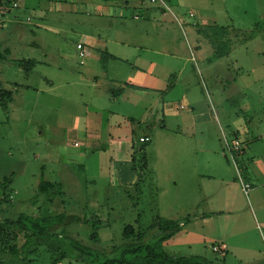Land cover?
<instances>
[{
	"label": "rangeland",
	"instance_id": "374dc122",
	"mask_svg": "<svg viewBox=\"0 0 264 264\" xmlns=\"http://www.w3.org/2000/svg\"><path fill=\"white\" fill-rule=\"evenodd\" d=\"M164 1L178 20L169 11L162 15L158 5L145 10L147 5L154 6L148 1L140 8L138 19L132 17L137 10L125 7L124 2L113 4L108 13L102 8L94 9L102 0L91 5L68 3L71 7H65V0H13L17 6H7L0 27V52L8 49L11 59H33L36 64L26 73L0 59V80L5 88L13 90L7 108L0 106V194L6 197L0 206V216L22 212L34 216L63 213L97 218L108 225L98 229L96 241L90 239L93 229L89 224L71 223L64 230L68 236L102 253H108L111 245L124 240L122 232L126 225L139 227L145 235H151L150 226L158 217L182 220L181 232L164 244L168 254H197L222 264H264V207L258 208L253 199L259 187L256 181L248 195L241 189L240 179L236 182L239 205L256 214V219L252 216L254 228L239 237L234 222L230 223L234 218L231 214L197 220L196 215L202 213L209 200L198 197L193 201L198 194L196 183L189 185L182 181L183 177L171 175L174 169L167 159H176V152L169 144L170 139L166 142L160 132L164 123L155 114H150L145 124H132L134 143L129 149L138 172L144 153L147 160L139 192L132 184H123L119 175H110L109 150H103L102 146L96 152L83 148L81 137H74L71 130L73 116L85 114V103L93 96L90 90L96 91L91 86L96 81L94 77L111 101L96 99L93 105L135 116L141 114L140 105L133 106L118 95L112 96L111 88L117 90L123 82L121 69L129 66L120 60H107L103 67L96 58L94 67L85 76L89 82L82 81L80 74L85 66L78 62L76 42L89 37L84 38V43L97 55L104 51L103 44L109 51L116 50L111 41L118 38L119 32L166 30L175 38L182 55L190 58L187 69L201 107L195 110L217 112L226 128L223 137L216 128L209 138L216 152L228 154L224 138L233 136L232 131H227L228 126L232 127L230 130H241V124L243 128L254 125L264 131V0ZM145 42L149 41L141 44ZM172 95L177 98L178 93ZM166 124L175 123L167 120ZM140 133L151 138L143 151L139 150ZM101 137L102 141L107 138L106 130H101ZM178 139L182 141L183 137ZM257 145L263 147L259 155L264 158V140ZM212 150L208 155L217 157ZM178 151L181 153L180 148ZM246 151L251 154L249 148ZM228 160L232 168L237 165L241 170L239 162ZM42 182H50L52 186L39 190ZM190 232L193 235L189 245H172ZM221 242L226 245L224 254L211 248ZM51 256L45 246H39L30 257L34 264H51L54 260ZM12 263L17 264L18 258ZM54 264L87 263L75 260L69 253Z\"/></svg>",
	"mask_w": 264,
	"mask_h": 264
},
{
	"label": "crops",
	"instance_id": "0c3cea01",
	"mask_svg": "<svg viewBox=\"0 0 264 264\" xmlns=\"http://www.w3.org/2000/svg\"><path fill=\"white\" fill-rule=\"evenodd\" d=\"M65 1L67 4L65 7H71L68 3L72 5L74 2H87L91 5L95 0ZM123 2L125 7L128 6L137 10L135 13L132 12L134 19L140 17L142 12L140 8L147 5L145 0H122V2L121 0H102L101 3L94 6V9L102 8L105 11L104 13H108L113 4L122 5ZM154 8L155 5H147L145 10H153ZM161 13L165 15L162 10ZM119 15H121V9ZM135 16L137 17L135 18ZM165 31L163 30L160 33L146 31L140 34L131 31L119 32L118 38L111 41V44H115L111 46L116 49L114 52L107 50L108 46L103 44L104 51L115 57L108 60H120L129 66L128 69H121L124 77L117 94L113 93L110 85L106 84V87L111 88L112 96L118 95L119 98L125 99L133 106L140 105L141 114L135 116L136 114L121 113L120 111L109 110L110 108L105 110L93 105L96 99L111 101L109 95L105 92V88L94 77L96 81L91 83V86L96 91L90 90V92H93V98L91 97L85 103L86 110L83 116H73L71 130L75 134L74 137H81L83 148H90L93 152H96L102 146L103 150H109L111 152L109 154L110 175L114 177L117 174L123 184H132L135 180V172L131 161L132 149H129V146L130 148L133 146L134 140L129 119L132 118L141 124H145L148 122L149 115L155 114L156 118L164 123L159 127L160 132L165 135L166 142L170 139L169 144L172 146L173 152H176V159L171 161L167 159L170 167L174 169V171H171V175L181 176V179L183 177L182 181L187 182L189 185L196 183L198 194L195 198H192L193 201L198 197L209 200V204L205 205L202 213L199 216L196 215L197 220L201 222L211 220V216L231 214L234 218L230 223L234 222L235 234L243 237L246 232L254 228L252 216L254 215L256 219V214L254 211L251 212L250 209L244 210L243 206L239 205L240 201L236 197V191L239 189L236 182L239 176L242 177L243 180H247L246 183L250 182L251 190L256 181L259 187L253 193V199L258 208L264 207V161H262L264 158L259 155L260 148L263 147L257 145L258 142L261 143L264 140V131L254 125L252 128H243L241 124V130L238 128L230 130L232 127L228 126L229 130L227 129V131H232L233 135L228 141L237 139L242 149L241 153L235 154L236 162H239L241 170L237 165L235 166L236 170L232 168L233 166L228 160L230 159L229 155H221L209 143V138L216 131V128L221 134L220 137L225 135L226 128L224 129L217 112L195 110L196 107H201L194 91L195 83L190 80L192 77L187 69L190 58L182 55L175 38ZM84 38L87 40L89 37L84 36L77 42H85ZM141 41L149 42L141 44ZM85 47L88 55L85 57L83 64L79 63L85 66L80 74V79L89 82L90 79H86L85 76L94 67L96 58L100 60V54L95 55L94 51L86 44ZM191 56L193 59V52ZM87 87L90 86L87 84ZM173 92L178 93L177 98L172 95ZM89 104L92 107H89ZM167 120L175 124L169 126L166 124ZM91 129L94 130L93 134H91ZM101 130H106L107 133V138L104 141H102ZM179 136L183 137L182 141H179ZM139 137H148V142L151 140L148 134L140 133ZM75 144L76 142L73 143V146ZM179 148L181 153L178 151ZM248 148L251 154L246 151ZM111 149H114V152ZM212 149H214V154L217 157L208 155L213 151ZM179 153L181 154L180 159ZM173 182L176 183V180H173ZM192 193L194 196V191ZM261 196L263 197L261 198ZM211 197L213 200H211ZM189 224L191 223L189 222ZM256 228L261 232L258 225ZM192 235V232L186 233L180 236L179 240L174 241L172 245H189L192 242ZM172 238L165 241L164 244H168ZM220 244L224 243L221 242Z\"/></svg>",
	"mask_w": 264,
	"mask_h": 264
},
{
	"label": "trees",
	"instance_id": "16d2710c",
	"mask_svg": "<svg viewBox=\"0 0 264 264\" xmlns=\"http://www.w3.org/2000/svg\"><path fill=\"white\" fill-rule=\"evenodd\" d=\"M12 3L13 0H0V7L12 5ZM2 22L0 27L3 25ZM8 55L9 50L5 49L0 52V59L11 62L26 73H29L36 64V60L33 59H11ZM109 58L115 57L106 51L100 53V62L103 67ZM117 92L118 89L113 90V93L117 94ZM12 96L13 90L5 88L0 80V106L6 109L7 102L12 100ZM129 122L131 125L139 123L132 118ZM132 133L134 134L133 129ZM147 142H141L140 151L144 150ZM131 161L136 175V180L131 187L139 192L143 181V171L147 167L145 153L139 161V172L133 154H131ZM51 186L50 182H42L38 189L44 191ZM5 201L6 197L0 194V206ZM186 220L188 221L189 218ZM71 223L89 224L93 229L90 235L92 241L98 239V229L102 225H108V222H102L97 218L90 219L63 213L53 216H34L21 212L15 216H0V264H13L12 260L15 258H18L17 264H34L30 256L39 249V246H45L52 255L54 260L51 264L65 258L69 253L73 254L75 260L87 264H222L202 255L174 256L165 251L164 242L181 232V227L184 225L182 220L158 217L150 226L153 230L151 235H145L139 227L135 229L131 225H126L122 232L124 240L118 245H111L108 253H102L68 236L64 227Z\"/></svg>",
	"mask_w": 264,
	"mask_h": 264
},
{
	"label": "built area",
	"instance_id": "2783aa9c",
	"mask_svg": "<svg viewBox=\"0 0 264 264\" xmlns=\"http://www.w3.org/2000/svg\"><path fill=\"white\" fill-rule=\"evenodd\" d=\"M146 1H148L149 3H151L153 5H158L159 8H161L163 10V13H165L166 11H169L174 16L170 7L166 4V2L164 0H146ZM16 6H17V4L15 2H13L12 7H16ZM6 11H8L7 6L4 5V6L0 7V22L3 21V15L5 14ZM190 15H192V14H190ZM136 17L137 16H135V18ZM174 18L176 20H178L175 16H174ZM75 48L77 51V57L79 59V63L83 64L85 57H87V55H88L87 48L85 47L84 42H82V41L76 42ZM191 54H192V52H191ZM148 140H149L148 137H139V142H146ZM224 145H225V149H227V151H228V155L230 157V160L233 163H235V161H236L235 154H237V153L239 154L242 152L241 145H240L239 141L237 139H232V140L228 141L227 139L224 138ZM239 179L241 181L242 190L247 195L248 191L250 189V185L248 183L242 182V179L240 176H239ZM211 248L214 252H218L220 254H224V252H225V245L224 244H220V243L214 244L211 246Z\"/></svg>",
	"mask_w": 264,
	"mask_h": 264
}]
</instances>
